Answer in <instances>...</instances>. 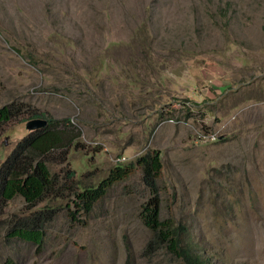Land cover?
Returning <instances> with one entry per match:
<instances>
[{
	"label": "rangeland",
	"instance_id": "rangeland-1",
	"mask_svg": "<svg viewBox=\"0 0 264 264\" xmlns=\"http://www.w3.org/2000/svg\"><path fill=\"white\" fill-rule=\"evenodd\" d=\"M9 102L69 118L80 178L157 150L159 216L182 223L213 264H264V0H0V106ZM27 115L0 124V163ZM147 196L138 167L74 221L67 198L26 207L16 196L0 264H122L127 249L144 264ZM45 203L59 208L41 247L5 236V220ZM165 261L159 252L154 264Z\"/></svg>",
	"mask_w": 264,
	"mask_h": 264
},
{
	"label": "trees",
	"instance_id": "trees-1",
	"mask_svg": "<svg viewBox=\"0 0 264 264\" xmlns=\"http://www.w3.org/2000/svg\"><path fill=\"white\" fill-rule=\"evenodd\" d=\"M14 51L19 54L16 49ZM28 63L34 65L31 59H28ZM21 112H27L29 119L43 118L46 124L28 131L0 163V223L3 222L1 217L6 202L16 196L22 198L26 207L42 200L67 198L69 202L65 203V209L70 210L67 212L68 218L74 221L77 215L86 217L114 183L124 180L134 167H138L140 181L148 192L137 211L140 223L149 231L141 252L144 264H154L159 252L166 256L164 264H213L191 243L182 223L175 222L170 216H159V187L156 179L160 170V157L157 150H148L135 157L133 162L115 163L104 177L94 182L89 178H80L81 173L76 174L68 166V151L83 148L79 132L68 117L45 116L32 108L23 109L21 105L9 102L0 106V124ZM48 163L60 164L61 167L56 173H51ZM84 175H88V172ZM57 208L45 203L23 217L5 220V236L41 247L45 237V222L50 219V212ZM1 264L19 263L5 256ZM122 264H136L128 249Z\"/></svg>",
	"mask_w": 264,
	"mask_h": 264
},
{
	"label": "water",
	"instance_id": "water-1",
	"mask_svg": "<svg viewBox=\"0 0 264 264\" xmlns=\"http://www.w3.org/2000/svg\"><path fill=\"white\" fill-rule=\"evenodd\" d=\"M45 124H46L45 119L37 117V118L28 119L25 122V127L28 131H32L40 127H43Z\"/></svg>",
	"mask_w": 264,
	"mask_h": 264
},
{
	"label": "built area",
	"instance_id": "built-area-1",
	"mask_svg": "<svg viewBox=\"0 0 264 264\" xmlns=\"http://www.w3.org/2000/svg\"><path fill=\"white\" fill-rule=\"evenodd\" d=\"M123 158L122 156H118L115 158V162L118 163V162H122L123 161Z\"/></svg>",
	"mask_w": 264,
	"mask_h": 264
}]
</instances>
